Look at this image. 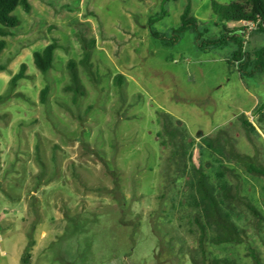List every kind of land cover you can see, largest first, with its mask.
Here are the masks:
<instances>
[{"label": "rangeland", "instance_id": "obj_1", "mask_svg": "<svg viewBox=\"0 0 264 264\" xmlns=\"http://www.w3.org/2000/svg\"><path fill=\"white\" fill-rule=\"evenodd\" d=\"M28 1L0 35V264H264V176L228 162L241 242L200 247L164 131L165 114L212 176L208 135L264 167V72L242 77L231 40L199 46L226 33L252 54L264 32L244 21L223 29L211 3L234 0ZM187 4L195 23L170 42ZM50 42L53 63L41 72L33 52ZM69 60L83 85L75 99Z\"/></svg>", "mask_w": 264, "mask_h": 264}, {"label": "trees", "instance_id": "obj_2", "mask_svg": "<svg viewBox=\"0 0 264 264\" xmlns=\"http://www.w3.org/2000/svg\"><path fill=\"white\" fill-rule=\"evenodd\" d=\"M22 6L24 10L30 9L28 0H0V35H6L9 31L19 24V18L13 12ZM212 10L221 22L223 29L227 30L226 22H249L257 25V30L264 32V0H234L226 4H220L212 1ZM190 4H187L180 16V24L174 29V35L170 42H175L180 33L190 28L191 23H195L193 18L189 17ZM236 43L237 47L232 53L231 59L237 62V70L242 77H248L257 72H264V46L255 49L252 54L246 52L243 48L244 40L242 36H230L226 33L220 36L208 39L200 43L201 48L222 47L228 41ZM95 43L92 38L86 47L91 48ZM5 40L0 38V52L5 47ZM56 44L50 42L41 50L33 52V62L41 72H46L53 63V54ZM90 49L84 51L82 61L89 66L88 57ZM68 70L70 74V83L65 86L66 90L73 91V98L78 94H83V85L80 81L76 63L69 60ZM0 68H2L0 66ZM25 64L21 65L20 70L15 73L10 83L15 82L24 76ZM89 69V68H88ZM124 75L118 73L115 77L116 84L122 83ZM47 88L41 90V98L45 100ZM164 131L169 137L166 141L170 144V154L168 160L175 164V167L181 175L187 176L186 186L189 188L187 204L190 207L189 221L190 232L193 239L198 241L202 247L205 241L213 244L241 242L242 230L233 220L232 199L237 198L233 192V187L226 178V171L231 169L228 162L236 160L242 163L246 171L264 176V167L257 166L249 155H243L235 151H227L219 142L218 137L204 136L201 141L205 148L215 156L216 169L215 174L207 172L202 164L193 162L192 149L185 141L183 132L176 127L170 126L171 120L164 114ZM243 124L249 128H254L253 124L242 117ZM118 184V182H115ZM247 208L256 215L260 212L256 206L248 201ZM31 257L30 251L24 253L22 260L28 263Z\"/></svg>", "mask_w": 264, "mask_h": 264}, {"label": "built area", "instance_id": "obj_3", "mask_svg": "<svg viewBox=\"0 0 264 264\" xmlns=\"http://www.w3.org/2000/svg\"><path fill=\"white\" fill-rule=\"evenodd\" d=\"M2 216L0 215V233H1V229H2Z\"/></svg>", "mask_w": 264, "mask_h": 264}, {"label": "crops", "instance_id": "obj_4", "mask_svg": "<svg viewBox=\"0 0 264 264\" xmlns=\"http://www.w3.org/2000/svg\"><path fill=\"white\" fill-rule=\"evenodd\" d=\"M6 229V228H5ZM5 229L4 230H2L3 232L5 231Z\"/></svg>", "mask_w": 264, "mask_h": 264}]
</instances>
